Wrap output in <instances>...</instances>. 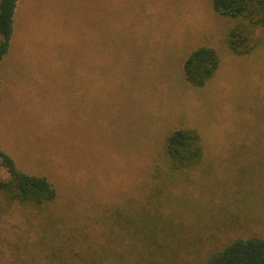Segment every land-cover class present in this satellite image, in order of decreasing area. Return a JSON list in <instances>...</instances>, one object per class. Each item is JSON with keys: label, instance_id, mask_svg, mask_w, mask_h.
I'll use <instances>...</instances> for the list:
<instances>
[{"label": "rangeland", "instance_id": "1", "mask_svg": "<svg viewBox=\"0 0 264 264\" xmlns=\"http://www.w3.org/2000/svg\"><path fill=\"white\" fill-rule=\"evenodd\" d=\"M235 22L211 0L17 1L0 150L56 197L0 195V264H197L233 234L264 237V28L236 55ZM200 46L219 63L195 87L182 66ZM177 127L203 146L180 172L164 152Z\"/></svg>", "mask_w": 264, "mask_h": 264}, {"label": "trees", "instance_id": "2", "mask_svg": "<svg viewBox=\"0 0 264 264\" xmlns=\"http://www.w3.org/2000/svg\"><path fill=\"white\" fill-rule=\"evenodd\" d=\"M16 3L17 0H0V60L9 46ZM211 4L217 15L236 20L226 35L230 51L236 55L249 53L257 45L253 31L264 28V0H211ZM218 63L214 49L197 47L183 62L184 78L190 85L201 87L213 76ZM164 152L173 170L194 168L203 157L200 134L192 128L177 127L166 135ZM0 167L6 172V176H0V195L7 201L40 208L55 199L56 191L44 176L20 170L1 150ZM88 264L104 263L93 255ZM197 264H264V237L233 234Z\"/></svg>", "mask_w": 264, "mask_h": 264}, {"label": "crops", "instance_id": "3", "mask_svg": "<svg viewBox=\"0 0 264 264\" xmlns=\"http://www.w3.org/2000/svg\"><path fill=\"white\" fill-rule=\"evenodd\" d=\"M18 1V0H17Z\"/></svg>", "mask_w": 264, "mask_h": 264}]
</instances>
